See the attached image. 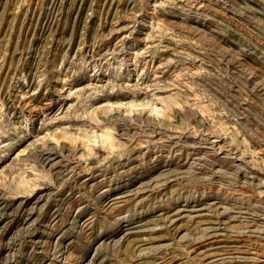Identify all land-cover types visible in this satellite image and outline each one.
Listing matches in <instances>:
<instances>
[{
  "label": "rangeland",
  "instance_id": "obj_1",
  "mask_svg": "<svg viewBox=\"0 0 264 264\" xmlns=\"http://www.w3.org/2000/svg\"><path fill=\"white\" fill-rule=\"evenodd\" d=\"M0 264H264V0H0Z\"/></svg>",
  "mask_w": 264,
  "mask_h": 264
}]
</instances>
